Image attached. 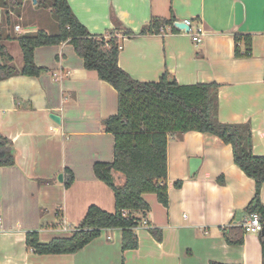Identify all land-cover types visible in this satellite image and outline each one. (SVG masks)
Here are the masks:
<instances>
[{"label": "crops", "instance_id": "obj_1", "mask_svg": "<svg viewBox=\"0 0 264 264\" xmlns=\"http://www.w3.org/2000/svg\"><path fill=\"white\" fill-rule=\"evenodd\" d=\"M27 1L0 3V43L17 70L23 66L17 37L56 31L49 15L48 23L26 19L33 9ZM66 1L90 33L117 36L118 65L132 78L157 81L167 72L183 85L217 83L218 119L250 123L252 152L264 155V0ZM171 18L193 20L192 27L204 29L203 40L194 44L189 33L170 27L140 33L154 19ZM236 34L251 35L249 56L235 55ZM238 45L244 54L245 40ZM33 58L45 68L38 76L0 80V135L14 148V162L0 165V264H263L260 234L240 224L255 182L234 164L230 145L197 131L168 135L167 204L155 193L143 195L149 208L133 213L136 248H122L118 228L102 230L74 253L39 255L28 247L30 231L43 242L70 237L90 205L115 211L114 193L93 165L113 160L114 136L102 122L118 110L116 90L84 68L70 43L36 47ZM194 156L201 163L190 175ZM65 170L73 177L69 186ZM240 236L241 243L226 241Z\"/></svg>", "mask_w": 264, "mask_h": 264}, {"label": "trees", "instance_id": "obj_2", "mask_svg": "<svg viewBox=\"0 0 264 264\" xmlns=\"http://www.w3.org/2000/svg\"><path fill=\"white\" fill-rule=\"evenodd\" d=\"M56 31L48 33L38 29L17 37L22 52L23 66L14 68L12 57L0 43V80L22 74L38 76L45 68L35 64L36 47L70 43L83 60L84 68L94 70L99 79L112 85L118 95L117 113L103 120L104 131L114 136V157L111 162H95V176L114 193L115 211L107 212L90 205L70 237H57L43 242L36 231L26 233V244L36 254L74 253L99 236L102 230L121 229L122 248L134 249L137 239L134 212L147 211L145 193H155L158 200L167 204V144L168 135L197 131L208 133L231 146L233 162L255 182V195L246 206V212L257 213L264 223V206L260 202V189L264 185V155L252 152L250 123H224L218 119V84L215 82L179 84L165 72L157 81H138L118 65L119 39L113 32L108 36L92 34L77 19L66 0H48ZM17 5L16 0H11ZM39 5L38 0L35 3ZM45 4V3H44ZM43 4V5H44ZM176 19H154L142 27L140 33L161 32L173 26ZM116 27H120L115 21ZM127 34L131 35L130 31ZM245 40V52L239 51V42ZM235 55L251 54V35L234 36ZM14 162L11 142L0 135V165ZM65 186L72 183L71 172L65 170ZM41 181V180H40ZM48 181V180H47ZM181 181H175L179 187ZM264 264V225L259 232ZM228 243L242 242L226 238ZM210 264H222L211 262Z\"/></svg>", "mask_w": 264, "mask_h": 264}, {"label": "built area", "instance_id": "obj_3", "mask_svg": "<svg viewBox=\"0 0 264 264\" xmlns=\"http://www.w3.org/2000/svg\"><path fill=\"white\" fill-rule=\"evenodd\" d=\"M182 22L189 27L187 33H189L192 42L194 44H199L203 40V37L205 34L204 29L198 25L192 27L193 20L191 19H184L182 20ZM173 26H174V23H173ZM143 224L147 225L148 223L146 220H143ZM240 224L246 232H250V233H259L262 230L263 225H264L263 221L261 220V218L259 217L257 213H250L248 217H246L245 219L241 221ZM0 226H1V219H0Z\"/></svg>", "mask_w": 264, "mask_h": 264}, {"label": "rangeland", "instance_id": "obj_4", "mask_svg": "<svg viewBox=\"0 0 264 264\" xmlns=\"http://www.w3.org/2000/svg\"><path fill=\"white\" fill-rule=\"evenodd\" d=\"M1 2L3 4H5V5H8L9 8H11V5L9 3V0H0V3ZM38 3H39V5L37 6V5L33 4V0L27 1L28 6L29 7H33L32 10L36 9L37 10V13L36 14H32L31 13L32 10H28V11L26 10L27 11V12L25 11L26 19L27 20L28 19H31V20L32 19H35L37 21H40V23L43 22L42 19H44L45 22L48 23V21H49L47 19L48 18V15L52 17L50 7L48 6L49 5V1L48 0H38Z\"/></svg>", "mask_w": 264, "mask_h": 264}, {"label": "water", "instance_id": "obj_5", "mask_svg": "<svg viewBox=\"0 0 264 264\" xmlns=\"http://www.w3.org/2000/svg\"><path fill=\"white\" fill-rule=\"evenodd\" d=\"M36 0H33V2H35ZM174 26L180 30H184L185 32H188L189 27L184 24L182 21H176L174 22ZM50 118L53 119L56 122L60 121V118L58 115H55L53 113H51ZM189 174L192 175L194 172H196V170L198 169L200 163H201V159L199 157H190L189 158ZM57 179L59 181L62 180V174H58Z\"/></svg>", "mask_w": 264, "mask_h": 264}]
</instances>
